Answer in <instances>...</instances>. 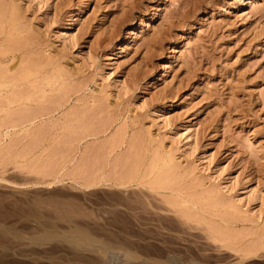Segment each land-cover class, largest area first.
I'll list each match as a JSON object with an SVG mask.
<instances>
[{"label":"rangeland","instance_id":"rangeland-1","mask_svg":"<svg viewBox=\"0 0 264 264\" xmlns=\"http://www.w3.org/2000/svg\"><path fill=\"white\" fill-rule=\"evenodd\" d=\"M0 50V264H264V0H0Z\"/></svg>","mask_w":264,"mask_h":264},{"label":"bare ground","instance_id":"bare-ground-1","mask_svg":"<svg viewBox=\"0 0 264 264\" xmlns=\"http://www.w3.org/2000/svg\"><path fill=\"white\" fill-rule=\"evenodd\" d=\"M2 12V11H1ZM2 14V13H1ZM4 14V13H3ZM11 19V18H10ZM16 20H14V22H15ZM2 35V34H1ZM1 51V50H0ZM8 51V50H7ZM2 52H3V50H2ZM1 52V53H2ZM0 53V54H1ZM31 62V61H30ZM49 64H50V62H49ZM37 65V64H36ZM3 66H5V65H3ZM28 67V66H27ZM30 69V68H29ZM28 69V70H29ZM5 70V69H4ZM1 74V73H0ZM28 76H31V75H28ZM29 78V77H28ZM2 79V78H1ZM23 81V80H22ZM3 82V81H2ZM11 100V99H10ZM2 101V100H1ZM9 101V100H8ZM17 102H18V100H16ZM21 101H22V99H21ZM4 102V101H3ZM15 102V101H14ZM2 103V102H1ZM5 104V103H4ZM3 105V104H2ZM6 106V105H5ZM4 106V107H5ZM3 107V106H2ZM20 109V108H19ZM26 109V108H25ZM2 110H4V109H2ZM27 110V109H26ZM14 111V110H13ZM16 111V110H15ZM21 111V110H20ZM30 111V110H29ZM31 112V111H30ZM29 113V112H28ZM27 113V116L29 115ZM13 114V113H12ZM11 114V115H12ZM21 116V115H20ZM20 116L18 115V117L20 118ZM25 116V115H24ZM34 116V115H33ZM30 117V116H28V117H26V119L24 120V121H22L21 123H15V124H9V123H7V125L9 124L10 126H12L13 127V125H17V126H23V127H29V126H32V125H34L37 121H41L42 119H43V115L41 114V115H38V116H40V117H37L36 115V117ZM23 118V117H22ZM25 118V117H24ZM45 118V117H44ZM19 124V125H18ZM9 127V126H8ZM14 127H16V126H14ZM133 159V158H132ZM172 168H173V166H172ZM90 185H87L86 187H89ZM50 235V234H49ZM50 237V236H49ZM52 237V236H51ZM76 239V238H75ZM74 240V239H73ZM72 241V240H71ZM76 241V240H75ZM82 240H79V242H81ZM88 241V240H87ZM76 242H78V241H76ZM93 243H94V241H93ZM78 247V246H77ZM96 247V246H95ZM97 249V248H96ZM100 249V248H99ZM102 249V248H101ZM105 251L107 250V249H105V248H103ZM113 251V250H112ZM111 251V252H112ZM117 251V250H116ZM91 252V251H90ZM100 252V251H99ZM111 255V254H110ZM114 255V254H113ZM119 255V254H118ZM161 255V254H160ZM123 256V255H122ZM133 258H134V256H132ZM163 257V256H162ZM166 257V256H165ZM96 258V257H95ZM98 258V257H97ZM133 258L132 259H129V262L131 263V264H159V263H151V262H143V261H145V260H142V262H138L137 260H133ZM137 258V257H136ZM99 259V258H98ZM76 260V259H75ZM80 261V260H79ZM84 262V261H83ZM90 262H92L91 261V259H90ZM101 262V261H100ZM99 262V263H100ZM107 262V261H106ZM85 263V262H84ZM108 263V262H107ZM111 263V262H110ZM87 264V263H86ZM95 264V263H94Z\"/></svg>","mask_w":264,"mask_h":264}]
</instances>
